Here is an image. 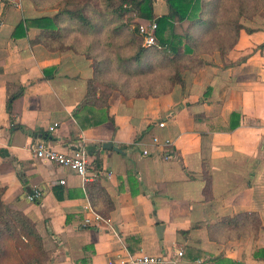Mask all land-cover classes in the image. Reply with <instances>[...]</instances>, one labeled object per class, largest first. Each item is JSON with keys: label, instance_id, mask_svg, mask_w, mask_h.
<instances>
[{"label": "crops", "instance_id": "1", "mask_svg": "<svg viewBox=\"0 0 264 264\" xmlns=\"http://www.w3.org/2000/svg\"><path fill=\"white\" fill-rule=\"evenodd\" d=\"M52 3L23 0L17 8L0 0V188L6 204L35 221L48 264H123L135 254L172 255L176 264H264L254 256L264 248V13L259 26L245 23L252 31L234 49L242 59L216 61L201 76L187 72L184 84L160 92L117 88L108 108L76 111L95 76L92 45L53 50L40 27H18L58 12ZM155 13L165 8L155 4ZM59 21L64 35L70 18ZM155 136L172 141V158ZM42 140L65 152L84 148L98 178L37 157L32 146ZM94 181L114 202L109 218L95 211L105 199ZM35 188L43 196L31 201ZM249 210L262 216L258 236H211L210 225Z\"/></svg>", "mask_w": 264, "mask_h": 264}, {"label": "trees", "instance_id": "2", "mask_svg": "<svg viewBox=\"0 0 264 264\" xmlns=\"http://www.w3.org/2000/svg\"><path fill=\"white\" fill-rule=\"evenodd\" d=\"M104 2L108 7L109 12L98 13L102 25L105 24L104 21L106 20L107 15H112L115 17V20H119L127 11H135L138 14L139 19H141L144 23H148L152 20L157 22V29L155 30L157 44L156 46H153L154 48H160L162 51L167 52L168 55L173 56L187 55L194 57L195 55V58L198 59L197 62L195 64L192 63L191 65L187 64L186 67L194 66L199 68L203 66L202 64L205 61L201 60L199 57V50H197L193 33L187 32V34H182L177 32L176 25L178 23L184 24L185 22L192 20L197 22L196 24L199 25L205 24L207 22L206 18H203L201 15H199L205 5L203 4L204 0H166L168 12L162 15H157L155 13L156 0H105ZM250 9L251 7L249 6V12L248 10L246 11L247 18L251 17L252 15ZM62 15H68L71 19H76L80 28L84 26L83 30H90L89 27L86 26H93L95 28L93 29L94 32L98 30L96 29L97 23H95V19H93L89 13L85 14L80 10H75L69 7L62 9L53 15L24 19L18 27H40L45 37V44L53 50L54 48L56 50H63L69 47L71 48L70 45L67 46L63 42L64 35L62 33V23L59 21ZM225 19L229 20L230 16H217V14H214L210 26L217 28L215 21L219 20L217 21V24H219L221 20L224 21ZM115 28L116 27H114V29ZM123 29H126V27ZM129 32L130 35H132V37H130V41L132 40V43L135 41L136 46L134 44L133 45L136 47V49L128 58L126 57L127 55L119 53L116 58L117 60L114 61L115 66L125 68L126 70H131V73L134 71L137 73H142V71H144V67L141 59L144 56L146 50L142 46H139L137 38L138 36H134L136 33L132 32L131 29ZM135 32H139V28L136 29ZM141 38L143 40L142 36ZM96 56H98L100 60H98V57ZM94 57H96V61H93L95 66V76L89 80L87 94L76 111L85 108L88 105H100L102 108L109 107V103L107 102L109 100L111 90H114L112 88V84L114 83H109L107 80L102 79L104 68L102 67L101 63H103V60L106 57L102 58L99 55L92 56L93 59ZM176 63L177 61L174 62V64ZM177 66L179 65H175V67ZM179 72L180 71H177V73ZM178 76V79H172L170 86L169 84H164L163 88L165 89L163 90L171 89L176 84H184V78L181 73ZM103 85L108 88L111 87V90L107 92L103 88ZM148 89L153 90L149 87ZM98 93L100 94L99 97H97ZM12 98L13 97L8 100L7 105L9 109L13 100ZM76 111L75 116L78 117ZM107 117L109 119L111 118L110 115ZM203 176L206 179L205 195L207 197H211L212 180L206 169L204 170ZM90 183L91 182H89V184ZM92 184L93 189H97V191L100 192L105 199L103 200L105 207H94L95 211L103 218H109L110 212L114 208V202L109 197L101 183L94 181ZM4 192L5 189L0 188V264H48L45 242L37 228L35 221L22 210L17 209L10 204H6L3 201ZM57 196L60 199L63 198V196L58 193ZM262 224L263 219L259 212L252 210L241 211L233 216H224L217 223L210 225L211 236L215 240L221 242H226L234 238L248 237L251 235L258 236ZM183 233L186 234V232ZM254 256L255 258L264 259V248L256 250ZM220 259V262L225 264H244L230 259Z\"/></svg>", "mask_w": 264, "mask_h": 264}, {"label": "rangeland", "instance_id": "3", "mask_svg": "<svg viewBox=\"0 0 264 264\" xmlns=\"http://www.w3.org/2000/svg\"><path fill=\"white\" fill-rule=\"evenodd\" d=\"M48 1H53L51 9H56L55 11H61L69 7L80 10L85 14L89 13V15L95 19L94 21L97 23L96 29H100L96 32L93 31V29H95L93 26H86L89 27L90 30H83L84 26L80 28L76 19H71L69 17L70 21L65 23L66 33L64 34L65 39L63 38L64 44L67 46L70 44L76 47H84L91 44L93 56L99 55L102 58L106 57L103 63H101L104 68L102 79L107 80L109 83L116 84H112L114 90L121 88L128 94L134 95L141 91H145L144 93L148 92V87L156 92H160L165 89L163 88L164 84H169L170 86L172 79H178L180 73L183 76L188 72L192 77L200 73L199 76H201L205 68L216 61L225 62V60L229 59L237 61L242 59V56L239 55L240 53H235L234 49L243 44L242 33L245 31H252L249 30L250 28L246 27L245 23L259 26L260 17L264 13V0H204L203 4L205 5L202 12H199V15L206 18L207 22L205 24L199 25L192 20L184 24L178 23L176 25L177 32L182 34L190 32L193 33V37H195L197 50L200 51H198L199 57L201 60L205 61L202 67L196 68L194 66L186 67L187 64L191 65L197 62L198 59L195 58V55L194 57L187 55L173 56L168 55L167 52L162 51L160 48L145 46L140 33L135 32V30L144 23L139 19L135 11H127L119 20H115V17L112 15H107L104 21L105 24L102 25L98 13L109 12L104 2L105 0ZM155 4L159 9L160 7H164L165 12H168L166 0H156ZM249 6L251 7L250 11L252 15L247 18L246 11ZM214 14H217V16H230V19L221 20L219 24H217L219 20H216L215 25L217 28H213L210 25ZM114 27L116 28L114 29ZM122 27H126V29ZM130 29L132 32L136 33L134 34L135 37L138 36L139 46H142L146 50L141 59L144 67L142 73H137L135 71L131 73V70L115 66L114 61L117 60L116 58L119 53L127 55L126 57L128 58L136 49V47H134V45L136 46L135 41L133 43L132 40L130 41V37H132L129 32ZM257 49L258 46L254 50L255 53ZM96 57H94L93 61H96ZM97 59L100 60L99 57ZM176 61L177 63L174 64ZM175 65L179 66L175 67ZM177 71L180 72L177 73ZM103 88L107 92L111 90V87L108 88L104 86Z\"/></svg>", "mask_w": 264, "mask_h": 264}, {"label": "built area", "instance_id": "4", "mask_svg": "<svg viewBox=\"0 0 264 264\" xmlns=\"http://www.w3.org/2000/svg\"><path fill=\"white\" fill-rule=\"evenodd\" d=\"M10 3L14 7H22L23 0H4ZM157 29V22L155 20L149 21L148 23H142L139 27V33L143 37V43L147 47H153L157 44V39L155 35V30ZM160 126H165V122H160ZM58 126V123L55 122L50 126L51 130H54ZM154 141L157 144L163 146V156L165 159H170L173 157V143L170 139L161 141L158 136L154 137ZM32 149L35 155L41 159H45L51 162H54L63 167H68L74 170L76 173L81 175L87 181L91 179H97V176H92L89 174V160L86 155L84 148H78L71 152H65L55 149L53 146L49 145L46 141H38L34 143ZM156 152V151H154ZM145 155H150L153 151L145 148L143 150ZM62 183H65V180H61ZM43 196V191L40 188H35L31 193L28 194V199L31 201H37ZM177 257H181L184 254V250L179 248L176 253ZM121 263L123 264H176L177 259L172 255H151V254H135L129 255L128 258L122 259Z\"/></svg>", "mask_w": 264, "mask_h": 264}, {"label": "water", "instance_id": "5", "mask_svg": "<svg viewBox=\"0 0 264 264\" xmlns=\"http://www.w3.org/2000/svg\"><path fill=\"white\" fill-rule=\"evenodd\" d=\"M107 144H109V146H111L110 143H105L104 146H107ZM162 230H163V225H159L157 228L159 237H162Z\"/></svg>", "mask_w": 264, "mask_h": 264}]
</instances>
